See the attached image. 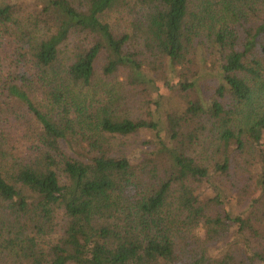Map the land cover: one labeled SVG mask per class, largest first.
Here are the masks:
<instances>
[{
    "label": "trees",
    "instance_id": "1",
    "mask_svg": "<svg viewBox=\"0 0 264 264\" xmlns=\"http://www.w3.org/2000/svg\"><path fill=\"white\" fill-rule=\"evenodd\" d=\"M35 1L0 0V264H264V0Z\"/></svg>",
    "mask_w": 264,
    "mask_h": 264
},
{
    "label": "rangeland",
    "instance_id": "2",
    "mask_svg": "<svg viewBox=\"0 0 264 264\" xmlns=\"http://www.w3.org/2000/svg\"><path fill=\"white\" fill-rule=\"evenodd\" d=\"M35 0H19V4H21L23 7H27V8H32L33 5L35 4ZM13 46L10 42V40L5 36V35H1L0 34V69L3 71L4 67L8 68V72L13 68V64H11V57L13 55ZM1 73V72H0ZM210 86H208L209 88ZM130 93L128 94L129 97V101H134L136 100V103H140V98L141 95L138 94V91L135 89H132L131 87L128 88ZM204 91L205 95H208V90L204 88V86L201 88ZM128 92V91H127ZM10 120L8 121H0V128L10 131L11 127L9 126L10 124ZM63 146L66 150H68V146L66 143H63ZM146 149L145 147L140 149L143 150ZM149 151V150H146ZM235 175V174H234ZM233 175V176H234ZM240 176V174H239ZM238 174L236 175V179L235 180V184L236 186H240L241 185V176L239 177ZM235 192V189H234ZM233 200V197L231 198V201ZM225 206L227 209L230 207H233L235 211H239L241 208L240 206H234L232 203H227V205H223ZM197 234L199 235H203V231L201 228H198L196 230Z\"/></svg>",
    "mask_w": 264,
    "mask_h": 264
}]
</instances>
